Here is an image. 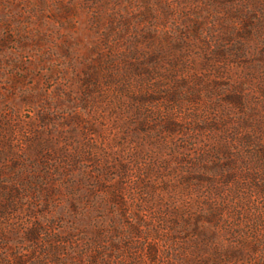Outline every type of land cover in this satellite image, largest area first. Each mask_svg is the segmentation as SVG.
<instances>
[{"label": "rangeland", "instance_id": "obj_1", "mask_svg": "<svg viewBox=\"0 0 264 264\" xmlns=\"http://www.w3.org/2000/svg\"><path fill=\"white\" fill-rule=\"evenodd\" d=\"M263 150L264 0H0V264H264Z\"/></svg>", "mask_w": 264, "mask_h": 264}, {"label": "trees", "instance_id": "obj_2", "mask_svg": "<svg viewBox=\"0 0 264 264\" xmlns=\"http://www.w3.org/2000/svg\"><path fill=\"white\" fill-rule=\"evenodd\" d=\"M261 157H263L264 158V150H263V152H262V156ZM260 159V158H259ZM232 161H234V162H232ZM232 161H230L231 162V165H234V164H236V162L238 161V160H236V159H233ZM230 164H228L227 166H229ZM225 172H227L226 170H224ZM225 172H223V173H225ZM223 178L225 179V182H229V178H228V176H223ZM263 190V194H264V188L262 189Z\"/></svg>", "mask_w": 264, "mask_h": 264}]
</instances>
